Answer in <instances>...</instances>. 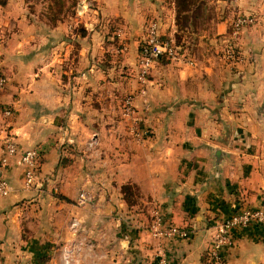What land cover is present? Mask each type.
I'll return each instance as SVG.
<instances>
[{
	"label": "crops",
	"instance_id": "crops-1",
	"mask_svg": "<svg viewBox=\"0 0 264 264\" xmlns=\"http://www.w3.org/2000/svg\"><path fill=\"white\" fill-rule=\"evenodd\" d=\"M17 1L0 4V75L6 80L0 107L14 115L9 121L0 118V160L7 135L21 150L39 142L42 154L38 180L28 190L16 158L0 164V178L11 189L0 198V264H59L72 208L67 193L81 185L92 187L93 202L105 204V210L95 207L76 215L79 225L87 219L92 224L80 225L93 241H88L90 264H206L214 223L245 208L258 209L264 201V0L215 1L255 20L233 34L231 28L227 32L229 17L217 16L218 41L239 50L241 63L227 65L221 56L217 60L224 65L215 67L216 58L205 55L197 67L190 50L175 43L191 65L155 64L144 95L133 100L137 126L152 134L144 143L130 136L120 117L122 98L137 90V45L144 34L136 36L133 29L141 25L138 0L120 5L103 0L106 19L122 22L123 30L117 31L126 52L117 60L107 54L112 38L96 35L95 16L76 20L81 36L71 24L49 26ZM155 21L159 35L174 41L172 31L165 33ZM8 25L25 26L26 34H6ZM246 121L249 154L236 144L247 136ZM90 137L96 146L86 152ZM130 184L169 223L186 229L188 238L157 239L141 230L130 231L128 245L113 244L107 235L115 219L105 213L114 210V201L124 206L118 189ZM43 188L58 191L66 201L41 195ZM102 229L106 237L100 248ZM229 236L224 264H264V227L233 229ZM101 256L106 259L98 262Z\"/></svg>",
	"mask_w": 264,
	"mask_h": 264
},
{
	"label": "rangeland",
	"instance_id": "rangeland-1",
	"mask_svg": "<svg viewBox=\"0 0 264 264\" xmlns=\"http://www.w3.org/2000/svg\"><path fill=\"white\" fill-rule=\"evenodd\" d=\"M6 1L7 0H0V4L3 5L6 3ZM115 1H118L119 5L122 2V0ZM215 1L216 0H138V2H136V9L138 10L141 6L138 13H142V19L141 25L138 28H133L134 31H138V33L134 34H136V36L137 34L141 36L144 32V27L149 20H158L163 25L165 33H169L172 31L174 41L177 45L181 46L182 48H188L190 50L197 67H201L205 63V60L203 59L205 55H211L216 58L214 61L215 64L213 63L215 67L224 65L223 63H221V61L217 60V58L221 56L225 64L231 65L224 59L225 49L228 43H220L218 41L219 35H216L217 16L221 15L224 17L226 16V18L229 17V20L227 22V26L229 29H227V32L229 31L230 33V28L231 32H233L232 22L236 18V16L251 15L239 13L233 10L232 7H228V5L219 8L217 6L218 3ZM17 2L25 4V6H27L26 8L28 13H34L38 16V18L43 19L49 26H55L57 23L63 22L71 24L72 26H74V32L76 31V33L80 34L81 36L84 35V31L82 29H79L80 25L76 23V20H81L85 15L91 14L95 16L96 20L94 23V31L96 32V35L100 38H103L104 40H106V38H112L111 40L107 39V42H112L113 45V48L107 51L109 59L117 60L118 58L124 56V53L126 52V41L121 34L119 35V31H117V29H121L122 26L119 24L122 22H119V19H106L107 16H105L101 11L102 7L105 4L103 0H18ZM81 10H83L84 13L80 16L79 14ZM95 10L96 14L93 12ZM95 25L97 26V28H95ZM4 28V32L6 34H9V30L19 31L23 35L26 34L25 26L15 25V27H13L8 25ZM242 31L244 30L238 31L237 34ZM139 35L138 38L140 37ZM229 45L231 44L229 43ZM138 46L139 42L137 45V49ZM119 50L122 51L117 53V51ZM237 52L239 53L240 51L238 50ZM3 89L0 91V93L3 91ZM4 108L9 109L7 107ZM11 113V117L6 119L1 116L2 114L0 111V118L9 121L14 116L12 111ZM21 124L22 123H20V125ZM242 127L247 129V136L239 140L236 144L237 146L242 148V152L249 154L251 149L249 144L250 140L248 137L249 122L246 121V123ZM262 131L264 132V122L262 124ZM34 136H36V140H38V137L41 136V133L38 132ZM261 141L264 145V139ZM38 143H35L32 146H34L33 148H37L40 150V148L38 147ZM86 156L89 157V154H86ZM91 158L92 157H89L88 160ZM65 160L62 162V165L68 164ZM128 186H130V193L129 197H127V202L123 200V197L120 193V188L118 189L120 194L119 198L124 203V206L121 207L119 204H117V202L114 201V210H109L105 213V216H111L115 219L113 222L114 227H109L110 229H112V231L109 232L107 236L108 238H111L113 244H116L118 246H121L122 244V247H124L127 243L129 244V233H131L130 231L146 230L151 219L152 211L157 209V207L152 205L151 200L140 195V192L137 187H135V185L130 184ZM43 189L44 192H42L41 195L47 197L61 196L58 194V191L54 193L53 191H48L45 188ZM80 191L86 192L88 195H90V197L91 194L95 193L92 192L91 186L85 187L81 185L73 186L72 188H70L67 196L72 200L70 201L72 208H70L69 216L67 218V221L65 222L67 238L63 241L59 250L65 246L75 245L78 248L77 257L79 260V264H90L89 259L87 258V253H89V249L91 248L90 243L88 242L91 239L86 231L82 230L80 227V225H83L84 222H80V225L78 226L74 234H71V231L69 230V222L73 218L75 220L78 219L76 217V215H78V212L87 214L95 207L105 210V204L102 205L100 203L93 202L91 198V200L88 201L85 205L77 207L75 205V202L73 201H75V198ZM127 212H130L135 217H129V215H127ZM46 221H48V219L45 216L44 222ZM85 225L87 227H90L92 224L90 220L87 219ZM102 230L104 233L102 234V237L100 236V248H103V246L101 245L105 243L106 237V229ZM79 242H81V245L78 244ZM87 245L89 246L86 247ZM100 248L99 250H101ZM105 259L106 258L101 256V258L98 259V262H101Z\"/></svg>",
	"mask_w": 264,
	"mask_h": 264
},
{
	"label": "built area",
	"instance_id": "built-area-1",
	"mask_svg": "<svg viewBox=\"0 0 264 264\" xmlns=\"http://www.w3.org/2000/svg\"><path fill=\"white\" fill-rule=\"evenodd\" d=\"M255 20L252 16L238 15L232 22L233 34L253 26ZM122 50L117 51L121 52ZM224 59L227 63L238 64L243 61L237 50L228 45L225 49ZM166 61L174 65H191L190 59L180 52L175 42L168 37H162L158 33V25L155 20H149L146 24L143 38L139 42L134 70V81L137 86L135 93L125 95L120 102V117L127 122L130 136L137 143H144L152 136L151 131L145 127L137 126L135 122V108L133 100L136 95H144L148 83V76L155 64ZM5 86V78L0 75V91ZM3 117L9 118L12 113L9 109L1 108ZM96 141L88 138L84 144L86 152L94 151ZM3 157L0 164L4 166L8 158H16L22 168L23 188L28 190L37 182V175L41 159V150L37 148L21 150L12 136H5L2 143ZM11 189L9 184L0 178V198L6 197ZM91 200L90 195L80 191L75 200V205L82 206ZM79 223L74 218L69 222V230L74 234ZM251 226L264 227V201L258 209H242L228 218L216 221L212 226L210 243L206 250V264H224L223 252L230 245L229 232L233 229L245 230ZM149 236L157 239H187L188 232L184 228H178L169 223L159 209L151 213L150 222L146 228ZM81 245V242L78 243ZM87 245L86 247H88ZM77 247L65 246L59 250V264H79Z\"/></svg>",
	"mask_w": 264,
	"mask_h": 264
},
{
	"label": "trees",
	"instance_id": "trees-1",
	"mask_svg": "<svg viewBox=\"0 0 264 264\" xmlns=\"http://www.w3.org/2000/svg\"><path fill=\"white\" fill-rule=\"evenodd\" d=\"M120 193H121V195L123 197V200L125 202H127V197H129V193H130V186H128V185H122L120 187ZM57 198L60 199V200L66 201V199L63 198L62 196H57Z\"/></svg>",
	"mask_w": 264,
	"mask_h": 264
},
{
	"label": "water",
	"instance_id": "water-1",
	"mask_svg": "<svg viewBox=\"0 0 264 264\" xmlns=\"http://www.w3.org/2000/svg\"><path fill=\"white\" fill-rule=\"evenodd\" d=\"M219 156H217V159H218Z\"/></svg>",
	"mask_w": 264,
	"mask_h": 264
}]
</instances>
